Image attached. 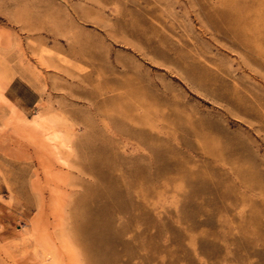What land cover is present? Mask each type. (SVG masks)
I'll return each instance as SVG.
<instances>
[{
	"label": "rangeland",
	"instance_id": "1",
	"mask_svg": "<svg viewBox=\"0 0 264 264\" xmlns=\"http://www.w3.org/2000/svg\"><path fill=\"white\" fill-rule=\"evenodd\" d=\"M225 1L0 0V264H41L29 227L37 200L39 230L52 232L55 220L56 235L70 233L79 224L71 199L84 184L101 185L77 172L73 158L70 169L40 165L41 147L25 126L53 107L82 139L87 105L126 80L147 96L158 83L157 158L135 144L112 151L125 164L103 171L118 190L125 172L137 170L142 183L126 197L127 213L115 198L92 196L90 209L104 214L93 221L106 225V256H87L73 233V264H264V0H255L241 35L219 17ZM11 75L39 94L33 110L6 96ZM218 94L245 102L250 116ZM148 116L136 127L150 131ZM69 260L61 254V264Z\"/></svg>",
	"mask_w": 264,
	"mask_h": 264
},
{
	"label": "bare ground",
	"instance_id": "2",
	"mask_svg": "<svg viewBox=\"0 0 264 264\" xmlns=\"http://www.w3.org/2000/svg\"><path fill=\"white\" fill-rule=\"evenodd\" d=\"M254 2L255 0H226L224 9L218 13L219 17L226 22V26L230 25L234 27V31L237 35H241L240 33H243L242 31L244 28L247 30L246 26H248V22H246V19L254 16V13L257 11ZM246 3H250L251 7H246ZM244 40L249 41L246 36ZM12 80L13 75L7 77L6 84H10ZM151 86L152 95L150 96L145 95L138 88L129 89V87H132L129 80L122 82L115 81L111 86L99 89L96 96L92 99L93 102L87 105L91 120L87 118L84 119V123L88 129L87 134L82 139H78L77 129L70 121V118L61 110L53 107L36 111L33 119L25 126L35 138V142L38 146L41 147L42 151H40L38 155V160L40 159L38 162L40 165L46 169L48 168L50 171L53 170L52 168L55 169V166L60 169H70L73 166V162L71 161L73 158V161L76 160L74 164L76 168H78L77 172L93 177L97 180L98 184H101L100 186L93 185L95 184L93 182V184H84L83 190L78 195H74L71 199L72 208L76 211L74 216L77 221H79V224H77L73 230H70V233H68L66 229H61L56 235L55 229L59 224H56L54 219V221L50 223L52 225V232H48V226H44L39 230L40 227L38 222L42 213L43 199L36 201L35 209L39 216L34 217V219L29 222L31 231L30 240L34 242V256L40 259L41 264H61L62 253L67 254L71 264L75 262L74 255L71 250H69L67 244L69 234L72 236L75 234L76 237H78V241L83 244L87 256L92 257L95 254L101 257L106 256L103 250L105 239L101 237V233H104L106 225L103 221H93L94 218L97 217H102L103 219L104 214L101 211L94 212L91 210L88 202L92 199V196L101 194L107 198H115L113 206L119 209V212L127 213L126 197L138 188L142 181L138 176L139 172L137 170L129 172L128 174L125 172L126 174L124 175L128 176H124L119 182L123 186L122 191H119L118 187H116L118 183L112 180L109 172L105 173L103 171L105 169L107 171H112L116 166L123 168L125 159L112 152L118 149V147L125 148L133 144L140 147H147L152 152L154 161H156L157 147L155 143L157 142V117L159 111L157 94L158 83L154 81ZM125 89L129 90L125 92ZM117 91L123 92H119L110 100H98V97L101 95ZM2 99L5 103L11 105L10 100L6 97ZM147 99H149V101ZM218 100L221 103L232 104L237 113L242 112L244 116H250L249 113H247L246 110L243 111L240 104H238L239 102L241 104L245 102H235L236 105L229 101L228 97L222 96V94L219 95ZM128 101H133L141 105L142 111L140 110L138 113L143 112V115L139 116L135 113L136 109L134 112L133 106L129 104ZM146 101H148L147 105H149V107L145 109L143 106ZM147 116L151 117V121L149 123L147 122V127L150 128V131L146 132L144 129H139L136 126L146 124L145 121L147 120ZM99 126L100 129H98ZM256 126L258 125L256 124ZM212 128L214 130V125ZM119 145H121V147ZM131 162L136 163L137 160ZM153 178L154 180L157 178L156 166L154 167ZM88 224H90V226H88ZM56 240L60 241V247L56 245Z\"/></svg>",
	"mask_w": 264,
	"mask_h": 264
},
{
	"label": "crops",
	"instance_id": "3",
	"mask_svg": "<svg viewBox=\"0 0 264 264\" xmlns=\"http://www.w3.org/2000/svg\"><path fill=\"white\" fill-rule=\"evenodd\" d=\"M6 96L24 112L33 110L39 103V94L24 81L15 78L6 90Z\"/></svg>",
	"mask_w": 264,
	"mask_h": 264
}]
</instances>
